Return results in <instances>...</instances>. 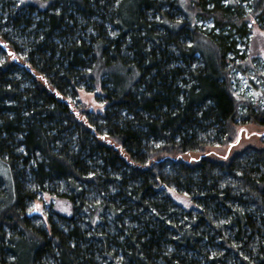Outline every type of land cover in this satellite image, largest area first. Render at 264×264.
<instances>
[{"label":"trees","instance_id":"obj_1","mask_svg":"<svg viewBox=\"0 0 264 264\" xmlns=\"http://www.w3.org/2000/svg\"><path fill=\"white\" fill-rule=\"evenodd\" d=\"M249 20L264 0H0V264H264V139L229 150L264 127Z\"/></svg>","mask_w":264,"mask_h":264},{"label":"rangeland","instance_id":"obj_2","mask_svg":"<svg viewBox=\"0 0 264 264\" xmlns=\"http://www.w3.org/2000/svg\"><path fill=\"white\" fill-rule=\"evenodd\" d=\"M33 1L34 0H18V3L21 5ZM183 1L184 0H182V2ZM249 22L248 25L251 27L250 33H247L242 41L236 44L239 51L238 54L244 55L241 60L242 68H244V70H237L235 72L233 84L239 92H243L251 96L253 99L264 101V98L262 97L264 95V79L260 76L264 75V29L261 28L255 20H249ZM249 79L254 82H249ZM96 93L97 92L94 91L88 92L79 89L77 99L84 104L85 108H89L90 111L103 112L105 102L97 100ZM243 128L245 129L244 133H249V136H244L243 133L242 137L237 139L236 142L230 146V152L241 150L247 145L259 146L263 144L261 143V139H264V127L248 124ZM226 150L227 147L225 146L223 151ZM0 177L3 181H8L9 177L6 169L4 170L3 168H0ZM50 208H55L63 212H70V207L67 201L48 194H41L36 200V203L30 206L29 211L45 215Z\"/></svg>","mask_w":264,"mask_h":264},{"label":"water","instance_id":"obj_3","mask_svg":"<svg viewBox=\"0 0 264 264\" xmlns=\"http://www.w3.org/2000/svg\"><path fill=\"white\" fill-rule=\"evenodd\" d=\"M29 213L31 214V213H34V212L33 211H30Z\"/></svg>","mask_w":264,"mask_h":264},{"label":"snow or ice","instance_id":"obj_4","mask_svg":"<svg viewBox=\"0 0 264 264\" xmlns=\"http://www.w3.org/2000/svg\"><path fill=\"white\" fill-rule=\"evenodd\" d=\"M44 5H41V7H43Z\"/></svg>","mask_w":264,"mask_h":264}]
</instances>
